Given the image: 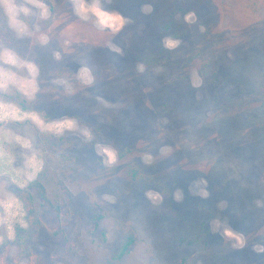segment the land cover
<instances>
[{
  "label": "rangeland",
  "instance_id": "obj_1",
  "mask_svg": "<svg viewBox=\"0 0 264 264\" xmlns=\"http://www.w3.org/2000/svg\"><path fill=\"white\" fill-rule=\"evenodd\" d=\"M0 264H264V0H0Z\"/></svg>",
  "mask_w": 264,
  "mask_h": 264
}]
</instances>
